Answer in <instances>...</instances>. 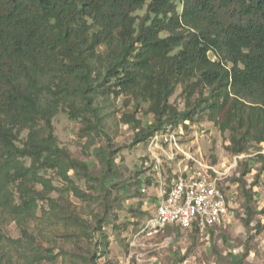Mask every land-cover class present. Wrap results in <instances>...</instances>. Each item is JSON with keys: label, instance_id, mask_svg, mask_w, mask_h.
<instances>
[{"label": "trees", "instance_id": "trees-1", "mask_svg": "<svg viewBox=\"0 0 264 264\" xmlns=\"http://www.w3.org/2000/svg\"><path fill=\"white\" fill-rule=\"evenodd\" d=\"M143 9V16L135 15ZM178 86H183L186 97L183 111L169 102ZM110 94L134 101L135 111L122 116L127 125L139 126L134 114L141 103L154 116L150 126L136 132V145L146 146L155 133L169 129L167 124L189 122L199 113L220 132L229 133L233 154L261 144L264 0H0L2 258L14 264H53L59 255L58 240L72 242L75 237L74 231L60 232L64 226L93 240L102 231L104 218L91 229L85 220L61 217L57 202L50 198L55 187L41 172L61 171L78 200L91 199L68 172L89 179L93 175L87 163L59 147L53 119L68 106L71 119H94L93 129L100 131L97 102ZM24 130L27 141L19 146ZM98 154L106 200L111 186L105 180L116 175L115 163L106 150L99 148ZM25 159H31L29 166ZM148 171L141 166L136 172L137 187H152ZM247 173L244 170L237 182L245 189L250 210L253 197L252 186L247 188L244 181ZM228 182L222 184L225 191ZM139 191L141 208L147 209L148 194ZM42 201H47L48 210L41 207ZM106 205L104 210H110ZM9 224L20 229L18 238L6 234ZM168 229L180 230H164ZM189 231L199 232L196 227ZM98 237L101 241L104 236ZM90 264H96L94 253Z\"/></svg>", "mask_w": 264, "mask_h": 264}, {"label": "rangeland", "instance_id": "rangeland-1", "mask_svg": "<svg viewBox=\"0 0 264 264\" xmlns=\"http://www.w3.org/2000/svg\"><path fill=\"white\" fill-rule=\"evenodd\" d=\"M144 14L145 9L135 13L138 16ZM169 102L177 110H184L187 102L183 86L177 87ZM97 105L101 110L100 131L93 129L94 119H71L68 106H64L53 119L59 147L72 158L87 163L93 178L69 170L68 176L74 184L91 197L81 201L74 196L71 185L63 178L61 171L47 169L41 174L50 179L55 187L50 198L57 202L61 217L85 220L91 229L97 226L99 219L104 218L102 231L95 235V240L83 237L77 228L64 226L60 232L74 231L75 237L72 242L62 238L58 240L55 252L59 255L53 264H90L93 253L96 264H138L136 256H141L144 262L154 258L155 264H236V260H241L242 264H264V154L259 153L262 150L260 144L253 143L244 153L233 154L229 133L220 132L206 114L199 113L190 123L179 120L167 124V128L179 132L180 148L189 155H201L206 162L223 169L229 168L236 156L243 157L237 160L238 165L230 172L229 182L225 185L232 211L226 227L204 232L168 229L149 237L140 233L150 216L154 215L159 200L156 188L152 186L147 189V197H144L147 209L144 211L141 208L139 199L143 197L139 189H146V186L140 184L137 187L136 172L140 168L141 158L147 154V146L136 145L133 140L136 132L154 122V116L148 114V105L141 103L134 114L139 122L135 128L133 124L124 123L122 118L124 113L135 111L134 101L130 97L110 94L101 97ZM27 134V130L20 133L19 146L27 141ZM99 148L106 150L113 158L116 169V175L105 180L111 186L106 200V191L101 182L105 174ZM184 161L187 163V160ZM24 162L29 166L31 159ZM184 166L185 163L171 169ZM244 170L248 171L244 176L247 188L252 186L250 210L246 207L245 189L237 182ZM37 188L41 190V187ZM105 202L110 207L108 211L104 210ZM40 204L48 210L47 201ZM95 214L99 217L96 218ZM140 226L143 227L139 229ZM4 230L12 238L20 236V229L15 224L6 225ZM93 233L90 231L92 236ZM101 233L104 237L99 241ZM0 264L14 263L0 255Z\"/></svg>", "mask_w": 264, "mask_h": 264}, {"label": "built area", "instance_id": "built-area-1", "mask_svg": "<svg viewBox=\"0 0 264 264\" xmlns=\"http://www.w3.org/2000/svg\"><path fill=\"white\" fill-rule=\"evenodd\" d=\"M178 135V131L167 129L155 133L146 144L147 154L141 160L140 167L149 168L147 177L156 188L159 205L140 234L155 237L167 227L180 230L196 227L199 232H204L209 227L227 225L232 214L230 197L222 184L236 169L237 160L243 156H236L234 163L223 169L206 162L201 155L184 152L180 148ZM260 148L259 153L264 154V142ZM183 163V168L173 170V166ZM141 192L145 194L147 189L142 188ZM135 261L138 264L156 263L154 258L144 262L141 256H136Z\"/></svg>", "mask_w": 264, "mask_h": 264}]
</instances>
